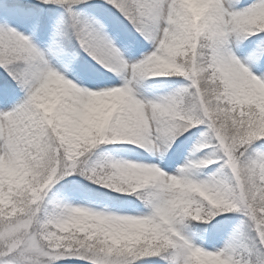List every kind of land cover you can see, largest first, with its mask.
<instances>
[{
	"label": "snow or ice",
	"instance_id": "snow-or-ice-1",
	"mask_svg": "<svg viewBox=\"0 0 264 264\" xmlns=\"http://www.w3.org/2000/svg\"><path fill=\"white\" fill-rule=\"evenodd\" d=\"M68 262L264 264V0H0V264Z\"/></svg>",
	"mask_w": 264,
	"mask_h": 264
},
{
	"label": "rangeland",
	"instance_id": "rangeland-1",
	"mask_svg": "<svg viewBox=\"0 0 264 264\" xmlns=\"http://www.w3.org/2000/svg\"><path fill=\"white\" fill-rule=\"evenodd\" d=\"M186 149L184 154H186ZM118 155L124 159H129V160H135L136 159V153L133 152H128V151H121L118 153ZM178 159H182V156L178 155Z\"/></svg>",
	"mask_w": 264,
	"mask_h": 264
},
{
	"label": "trees",
	"instance_id": "trees-1",
	"mask_svg": "<svg viewBox=\"0 0 264 264\" xmlns=\"http://www.w3.org/2000/svg\"><path fill=\"white\" fill-rule=\"evenodd\" d=\"M68 264H77V262H68Z\"/></svg>",
	"mask_w": 264,
	"mask_h": 264
}]
</instances>
